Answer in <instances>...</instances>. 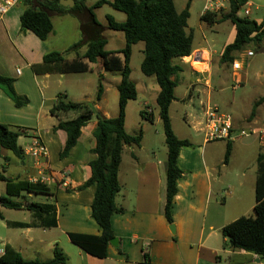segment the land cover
<instances>
[{
	"label": "crops",
	"instance_id": "1",
	"mask_svg": "<svg viewBox=\"0 0 264 264\" xmlns=\"http://www.w3.org/2000/svg\"><path fill=\"white\" fill-rule=\"evenodd\" d=\"M225 4L228 3L224 2L222 8H225ZM253 8L260 10L256 0H251L242 9L244 13L249 12L245 14L248 17L252 14ZM25 10L23 1L9 11L0 22V75L12 79L17 95L28 100L26 105L16 107L0 87V123L19 133L18 144L24 151L21 159L10 150L0 149V159L3 158L5 161V165L0 163V173L13 181L45 183L51 189V195L23 192L19 198H10L16 201L26 200L54 205L57 227L48 228L40 225L29 211V213H21L24 216L22 220L12 216V213H0L2 217L0 218L2 222L0 256L4 253L5 247L10 245L21 253L25 260L47 261L53 258L54 249L57 246L67 256V264H69L71 259L67 251L59 244L62 238L70 247L74 244L69 239V233L101 235V228L92 217L96 187L90 186L80 190V187L92 176L90 162L93 159L92 150L96 147L94 131L97 127V119L93 118L82 128L81 137L71 149L69 156L61 159L60 153L66 145L67 134L62 130L55 131L54 128L60 121L75 119L79 113L71 111L53 115L51 111L57 103L63 101L64 97L65 103L89 104L106 118H115L118 113L112 114L104 107V104L107 103L112 90L115 97L118 94L119 99L118 85L122 78L111 79L109 75L115 73L106 72L101 62L89 64L90 70L86 73L37 74L33 67L42 64L48 53H61L68 61L83 57L88 50V43L100 34V27L92 23L89 14L85 17L84 29L82 20L73 13L67 11L63 14H54L53 16L56 15L62 19L73 18L75 28L85 44L78 51L70 50L71 45L52 48L48 42L55 36L53 16V31L46 41H41L31 31L22 29L21 16ZM219 11L209 12L217 15V22L209 25L202 21L205 12H201L200 19L203 24H200V30L203 41L195 45L196 36L193 31L194 42L191 56L174 61L183 68V72L179 75V82L185 87V92L178 96L179 86L175 89V97L178 100L171 104L169 115L177 137L188 140L193 147L183 149L179 154L178 166L184 174L177 182V194L172 207L173 223L169 224L165 216L168 150L164 131L159 127L160 124L163 127V123L159 112L156 118L154 108L144 97L139 110L141 112L146 107L152 109L155 131L151 133L150 130H145L143 125L140 129L143 133L141 146H127L123 152L119 169L121 192L117 196L116 204L124 212L115 214L112 218V229L115 238L118 239V245H109L108 256L105 259L93 257L79 247V249L70 247L84 264H264V260L254 253L225 248L226 240L222 235V229L225 226L244 217L237 213H244L247 201L250 203L254 201L250 205V208L254 210L257 159L260 153H264V141L258 135L237 137L235 141H232V155L229 163L225 165L227 142H208L203 132L205 108L207 105H213L214 95H220V103L229 105L232 110L233 106L236 108V95L239 91L246 97L243 103L245 108L239 114L231 111L228 113L233 118L235 129L239 131L264 127V103L260 104L252 115L255 103L264 96V70L256 71L255 77L251 79L249 73L243 69V64L242 69L238 71L233 70L232 65L231 67L229 65L235 85L232 87L233 96L229 103L223 102L225 78L215 74L217 72L215 67L219 64L227 65L221 62V57L224 49L234 42L236 28L229 21L218 22ZM97 20L99 22L98 18ZM263 20L255 21L260 24ZM223 23H230L232 26L230 40L221 53H218L210 45L204 46V42L207 44L206 30ZM99 24L108 32V25L100 22ZM105 33L103 32V35ZM252 47L254 51L250 50ZM246 51L254 53L251 58H254L257 53L264 54V41L261 49L249 46L242 53L240 52V56H245ZM238 55L239 53L236 54L235 61H239ZM218 70L223 71V68L219 65ZM87 74H95L93 83L92 80L87 82L88 79L80 77ZM215 78L220 81L218 79L215 81ZM67 82L73 84L67 85ZM75 83L78 86H84L85 83L93 85V90L89 93L85 90L73 93L69 87H73ZM100 83L103 85V95L101 100L97 101ZM251 89L255 92V97ZM258 89L259 91L256 92ZM247 90L248 93H246ZM159 92L160 88L156 90L147 83L143 84L144 96L154 93L156 104ZM216 101L218 102L217 97ZM132 102L135 101L129 102L128 105ZM176 104L181 109H175V111L181 110L183 114L178 125L174 123L172 116V110ZM213 106L220 108L218 104ZM127 117L126 115L127 132L132 135L140 133L138 130L131 132L128 129ZM35 140H40L46 145L47 159L35 161L26 154V150ZM242 152L252 153L255 164L249 162L250 165H248L246 162L243 165L245 171L239 172L234 165L237 162V155ZM231 175L241 176L242 180L239 183H232L233 186L225 185L227 183L225 181L231 183ZM223 186L225 188H221ZM225 196L236 203L232 201V207L231 203L227 205ZM40 198L44 200L39 201ZM61 206L64 210H61ZM235 206L238 208L234 209ZM13 223L29 226L14 227ZM171 225H174V231L170 230ZM51 230H59V237L47 236ZM145 254L148 256V262L145 261Z\"/></svg>",
	"mask_w": 264,
	"mask_h": 264
},
{
	"label": "trees",
	"instance_id": "2",
	"mask_svg": "<svg viewBox=\"0 0 264 264\" xmlns=\"http://www.w3.org/2000/svg\"><path fill=\"white\" fill-rule=\"evenodd\" d=\"M74 8L68 10L60 5V0H24L26 10L21 16L22 29L31 31L41 41H46L53 31L52 16L71 12L82 20L85 27V17L90 15L92 23L100 27V34L88 43V50L83 57L68 61L58 52L48 53L43 63L33 67L37 74L48 73H86L89 64L101 62L106 72L118 73L121 82L118 85L119 112L115 118H106L92 105L84 103H65L60 101L51 111L53 115L60 112H78L79 116L68 121H60L54 128L67 134V142L60 153V158L69 156L71 149L81 137L82 128L93 118L97 119L94 131L96 147L92 150L93 159L90 162L91 178L80 190L90 186L96 187L95 198L92 204V217L101 228V235H85L69 233L70 241L85 253L105 259L108 256V247L115 238L112 229V218L115 214H122L123 209L116 204V199L121 192L119 169L122 156L127 146L140 147L143 133L129 134L126 130V115L129 102L138 97L136 84L131 79V57L133 46L144 44L141 72L147 77H153L160 88L157 97L159 116L163 123L165 142L168 150L167 190L165 216L169 224L173 223L172 207L177 194V182L183 176V171L178 166L181 150L192 148L188 140H181L175 134L169 109L176 101L175 89L178 87L179 75L183 72L180 65L175 64L176 59L191 56L193 52L194 33L188 31L190 18V2L187 7L178 12L174 0H99L93 7L87 8V0H74ZM251 0H227L229 11L219 17L218 22H231L236 28V38L228 45L222 54L223 64H233L236 54L249 46L261 49L264 41V20L258 24L248 17L239 16L240 11ZM103 5H110L115 10L126 15L124 22H117L108 16V29L124 34L126 46L122 50L107 51V39L103 36L95 9ZM217 15L205 13L202 21L209 24L217 22ZM85 44L84 40L71 47L75 51ZM86 60L87 62H85ZM0 87L14 102L16 107L27 104L28 100L17 95L13 87V80L0 75ZM103 95V85L100 83L97 101ZM264 103V96L254 105L252 115L256 108ZM141 117L153 122V114L141 111ZM19 133L0 123V148L12 151L18 158H23L24 151L18 144ZM232 155V142H227L224 164L227 165ZM258 173L256 181V205L254 216L241 217L222 229L225 238V248L233 251L244 250L258 255L264 260V153L257 159ZM0 182L6 185L5 197H0V205L9 210H26L31 212L40 225L48 228L57 227L56 207L52 204L16 201L13 198L21 197L23 192L33 194L51 195V189L43 182L13 181L0 173ZM0 218H2L0 216ZM14 227L25 228L29 225L15 224ZM148 262L147 254L144 255ZM68 258L59 247H55L53 258L47 261L25 260L21 253L7 245L0 256V264H67Z\"/></svg>",
	"mask_w": 264,
	"mask_h": 264
},
{
	"label": "rangeland",
	"instance_id": "3",
	"mask_svg": "<svg viewBox=\"0 0 264 264\" xmlns=\"http://www.w3.org/2000/svg\"><path fill=\"white\" fill-rule=\"evenodd\" d=\"M99 0H87L85 5L87 8L93 7ZM175 2V6L177 11L180 13L182 12L186 7L187 4L190 2V18L188 20V31L192 30L195 33V45L197 43H199V41H203L202 40V33L200 30V24H203V22L201 21L200 17H201V12L204 11L207 0H174ZM256 2H258L260 10L257 11L255 8H253L251 10L252 14L250 16H248V18H250L251 20H257V19H264V0H256ZM25 3V2H24ZM23 8V7H22ZM246 8V7H245ZM244 8V9H245ZM244 9H242L241 11V16L245 17V13H244ZM97 18L99 19V22L103 25H108V20L107 17L110 16L112 18H114L117 22H124L126 20V15L122 12H119L117 10H115L114 8H112L110 5H103L102 7L95 9L94 10ZM229 11V6L228 4H225V8H222L221 11H219L218 13L220 14L219 17L221 15H224L225 13H227ZM247 17V16H246ZM54 20V26H55V36L51 37V40L48 42L49 46H51L52 48H61L64 47L65 45H71L72 47L81 43L83 41L82 37L80 34H78L79 32L76 30L75 28V20L73 18H65L62 19L59 16H53ZM231 24L230 23H223V24H217L215 26L210 27V29L208 28L206 30V40H207V44L204 42V46H208L210 45L212 48H215V50H217L218 53H221V51L223 50L225 44L227 42H229V37H230V28H231ZM103 32L105 33L106 30H103ZM105 38H107L108 40V45H107V50L111 51V50H122L125 48L126 46V40L124 37V34L121 32H115V31H110L108 30V32H106L103 35ZM80 48H77L75 51H78ZM143 49H144V44L143 43H139L137 45L133 46V52H132V57H131V70H132V74H131V79L132 81L136 84L137 89H138V97L135 100V102H132L130 105L127 106V123H128V129L132 132H136L137 130L140 131L141 127L143 125H145V130H150L151 133H153V131H155V126L153 124V122H150L146 119H143L141 117V112L139 110L140 104H143V98L145 97L146 101H148L154 108V114L155 117L157 118L158 116V112H159V108L157 107L156 101H155V95L151 94V95H147L144 96L143 93V84L147 83L150 85L151 88H154L156 90L159 89L157 83L155 82V79L153 77H147L145 76L142 72H141V63L142 60L144 58L143 55ZM250 50L254 51V48H250ZM242 53V52H241ZM237 56L238 60L243 64V69L246 70L249 75L250 78L253 79L255 77V72L258 70H264V54L263 53H257L256 56L254 58L248 57L247 55V51L245 53V56H240V54ZM222 67L223 71H219L218 67ZM215 67V71H217L215 74H217L218 76H220V78H225V91L223 92V97L224 100L223 102H227L229 103L230 99L233 96V91H232V87L235 85V83L233 82L232 76H231V65L232 64H227V65H222L219 64ZM230 65V67H229ZM81 78L85 77V79H88L87 82H89L90 80H92L93 83V79L95 77V74H87L85 76H80ZM109 77H111V79H117L120 80V74L115 73V74H110ZM215 78L214 80L217 81ZM220 81V79H218ZM73 84L72 82H67V85ZM218 84V83H217ZM75 85V86H74ZM73 85V87H69L71 92L73 93H78L81 92L83 90H85L86 93H89L93 90V85H87L86 83L84 84V86H78L76 85V83ZM179 88L177 91L178 96H181L184 94L185 92V87L183 86L182 83L179 82L178 84ZM81 87V88H79ZM252 93H253V97L256 96L255 92L251 89ZM259 91L256 90V92ZM249 91L247 90L246 93H248ZM245 93V92H243ZM114 90H112V93L109 94V98L107 103L104 104V107L111 112L112 114H117L119 112V99H118V94L115 97L114 96ZM216 97L218 102L216 101ZM252 97V98H253ZM214 99L215 101H213V105L218 104L219 105V109L221 112L228 114L229 111L234 112V113H241L243 111V109L245 108V104L244 101L246 99V97L244 95H242V92L239 91L236 95V101H237V105L236 108L233 106V109L231 110V108L229 107V105H224L220 103L221 97L220 95H214ZM178 100V99H177ZM63 101H64V97H63ZM181 105V104H180ZM175 107V108H174ZM173 110H172V116H173V121L175 124L178 125V123H180V121L182 120V111L181 110H176L175 109H181L178 104L174 105ZM150 109V111H149ZM145 111L147 112V114H152V109L149 107L145 108ZM149 111V112H148ZM160 129H163L162 124L159 125ZM187 130H189V128L187 126H185ZM264 128V127H263ZM157 129V127H156ZM141 132V131H140ZM1 149V148H0ZM254 156L252 153L248 152L247 154H245L244 152L240 153L237 155L236 157V164L234 165L236 170L240 171H245L243 165L247 162L248 165L249 162L251 164H255V159L253 160ZM0 163L2 165H5V161L4 159H0ZM232 181L231 183L228 181L225 185H231L233 186L232 183H239V181L242 180L241 176L236 177L235 175H231L230 176ZM5 184L3 182H0V197L1 196H5L6 195V190H5ZM237 187V185H236ZM221 188H225L224 186ZM226 201H227V205H231L232 207V199H230L229 197L225 196ZM44 200V198H40L39 201ZM221 201V200H220ZM236 203V201H233ZM254 201H252L250 203V201H247L245 203L246 205V209L244 211V213H237L240 216H244V217H252L255 215V212L252 208H250V205L253 204ZM243 203V204H244ZM61 210H64V207H60ZM234 209H237L238 207L235 206L233 207ZM0 213H12V216H14L15 218H17L18 220H22L24 218V216L21 213H29L28 211H17V210H9L6 208H3L0 205ZM18 213V214H17ZM234 215V214H233ZM1 220H0V225H1ZM2 231V228L0 227V232ZM47 236H50L52 238H56L59 237V230H51V232H49L47 234ZM61 237V236H60ZM71 243V242H70ZM60 246L62 248H64L67 253L69 258L71 259L69 264H84V262H82V260H79V257L77 256L76 253L71 251L70 247H75V249H79L78 247L74 246H68L67 242L63 240H61V242L59 243ZM78 251V250H76Z\"/></svg>",
	"mask_w": 264,
	"mask_h": 264
},
{
	"label": "built area",
	"instance_id": "4",
	"mask_svg": "<svg viewBox=\"0 0 264 264\" xmlns=\"http://www.w3.org/2000/svg\"><path fill=\"white\" fill-rule=\"evenodd\" d=\"M24 0H0V22L13 8L18 6ZM227 0H207L204 12L209 13L213 11H219L222 9V4ZM245 14H249L248 11ZM253 52L247 53L248 57L253 56ZM232 68L235 71L242 69V63L240 61H234ZM149 112V111H148ZM205 138L208 142L214 141H235L237 137H250L258 135L262 141H264V128H251L237 131L234 127L233 118L226 113L220 111V109L213 105H207L205 108V122L203 127ZM26 154L33 158L35 161L40 159H47L48 150L46 145L40 141L35 140L33 144L26 150Z\"/></svg>",
	"mask_w": 264,
	"mask_h": 264
},
{
	"label": "water",
	"instance_id": "5",
	"mask_svg": "<svg viewBox=\"0 0 264 264\" xmlns=\"http://www.w3.org/2000/svg\"><path fill=\"white\" fill-rule=\"evenodd\" d=\"M60 5L64 8L71 9V8H74L75 1L74 0H60ZM170 230L171 231L175 230L174 225L170 226ZM110 244L113 246H117L118 245V239L117 238L112 239Z\"/></svg>",
	"mask_w": 264,
	"mask_h": 264
}]
</instances>
